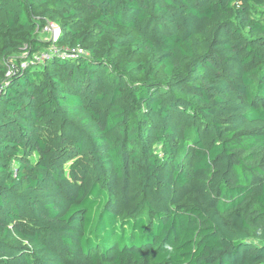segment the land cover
I'll list each match as a JSON object with an SVG mask.
<instances>
[{
  "label": "trees",
  "instance_id": "1",
  "mask_svg": "<svg viewBox=\"0 0 264 264\" xmlns=\"http://www.w3.org/2000/svg\"><path fill=\"white\" fill-rule=\"evenodd\" d=\"M0 264H264V0H0Z\"/></svg>",
  "mask_w": 264,
  "mask_h": 264
},
{
  "label": "built area",
  "instance_id": "2",
  "mask_svg": "<svg viewBox=\"0 0 264 264\" xmlns=\"http://www.w3.org/2000/svg\"><path fill=\"white\" fill-rule=\"evenodd\" d=\"M39 34L47 38V42H49L48 50H43L39 52H35L30 59H26L25 54L21 55V67H26L28 64H41L44 61L52 58L53 56H58L60 58L74 59L79 54H84L85 51L80 46H77L72 49H65L63 51H58L56 47V42L59 39L60 35V27L54 22L46 23L42 28L39 29ZM45 40V39H44ZM12 73L11 67L8 68L6 73V77H9Z\"/></svg>",
  "mask_w": 264,
  "mask_h": 264
},
{
  "label": "rangeland",
  "instance_id": "3",
  "mask_svg": "<svg viewBox=\"0 0 264 264\" xmlns=\"http://www.w3.org/2000/svg\"><path fill=\"white\" fill-rule=\"evenodd\" d=\"M38 37L41 38V39H43V40H44V39L47 40V38L44 37V36H42L41 34H38ZM21 55H22V54H21ZM21 55L19 56L20 58H22Z\"/></svg>",
  "mask_w": 264,
  "mask_h": 264
},
{
  "label": "bare ground",
  "instance_id": "4",
  "mask_svg": "<svg viewBox=\"0 0 264 264\" xmlns=\"http://www.w3.org/2000/svg\"><path fill=\"white\" fill-rule=\"evenodd\" d=\"M46 41V40H45Z\"/></svg>",
  "mask_w": 264,
  "mask_h": 264
}]
</instances>
